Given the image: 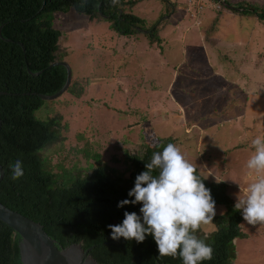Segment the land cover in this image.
Returning <instances> with one entry per match:
<instances>
[{"label":"rangeland","instance_id":"1","mask_svg":"<svg viewBox=\"0 0 264 264\" xmlns=\"http://www.w3.org/2000/svg\"><path fill=\"white\" fill-rule=\"evenodd\" d=\"M224 1L264 7V0H138L128 11L147 28L160 21L159 44L144 33L119 36L72 10L54 14L69 87L80 96L44 101L34 114L61 116L62 141L46 152L53 170L89 174L99 155L126 178L125 151L141 155L171 137L203 178L230 186L236 203L255 179L246 167L251 140L264 135V22ZM223 213L216 205V216ZM215 229L213 222L201 228ZM241 229L233 264H264V225L245 221Z\"/></svg>","mask_w":264,"mask_h":264},{"label":"trees","instance_id":"2","mask_svg":"<svg viewBox=\"0 0 264 264\" xmlns=\"http://www.w3.org/2000/svg\"><path fill=\"white\" fill-rule=\"evenodd\" d=\"M137 2L120 0L113 5L111 0H0V92L5 93L0 96V166L4 173L0 203L39 223L59 249L71 245L91 248L89 254L97 264H183L179 256H159L152 235H146L143 242L123 237L115 240L108 227L122 224L126 211L142 218V204L117 205L125 199L134 200L128 193L136 177L147 171L153 153L175 144V138H159L141 155L125 151L122 162L126 178L123 172L102 164L99 155H93L95 166L90 169L88 165L89 174L70 169L57 173L46 152L62 141L61 116L45 121L34 116L44 104L38 95H54L66 82V69L52 66L64 57L60 56L61 32L54 27V14L72 10L89 21L109 23L119 36L144 33L150 43L159 44L160 21L147 28L144 19L128 11ZM224 5L241 16L264 22V7L246 1L235 6L224 1ZM65 93L80 96L73 85ZM17 159L22 161L24 175L13 180L10 165ZM113 162L118 163L116 158ZM196 175L211 191L215 204L224 208L223 215L212 221L215 231L199 229L195 233L213 248L212 259L200 264H232L236 258L233 242L245 237L242 210H235L229 185L207 180L197 170ZM20 241L18 234L0 222V264H12L13 259L21 258Z\"/></svg>","mask_w":264,"mask_h":264},{"label":"clouds","instance_id":"3","mask_svg":"<svg viewBox=\"0 0 264 264\" xmlns=\"http://www.w3.org/2000/svg\"><path fill=\"white\" fill-rule=\"evenodd\" d=\"M119 2L111 0L113 5ZM251 146L255 151L246 167L248 175L255 179L247 187H240L243 196L239 194L234 208L242 210L247 224L256 226L264 225V135L255 136ZM10 167L13 180L24 175L21 160ZM146 169L136 177L135 186L128 193L134 200L125 199L117 205L123 208L127 204H142V218L136 212L126 211L122 224L108 226L112 238L143 242L146 235H152L159 256H179L183 264L211 260L213 248L195 233L213 221L216 204L211 191L196 175V166L179 147L169 143L162 152L153 153Z\"/></svg>","mask_w":264,"mask_h":264},{"label":"water","instance_id":"4","mask_svg":"<svg viewBox=\"0 0 264 264\" xmlns=\"http://www.w3.org/2000/svg\"><path fill=\"white\" fill-rule=\"evenodd\" d=\"M60 65L66 69V82L62 89L51 96L38 95L43 101L58 99L71 83V71L63 62L54 63L52 66ZM5 93L0 92V96ZM1 127V121H0ZM4 177L0 166V182ZM0 222L10 227L19 235L20 257L13 259L12 264H97L90 256V249L84 250L80 245H71L65 249H59L43 227L33 220L13 211L0 203Z\"/></svg>","mask_w":264,"mask_h":264},{"label":"crops","instance_id":"5","mask_svg":"<svg viewBox=\"0 0 264 264\" xmlns=\"http://www.w3.org/2000/svg\"><path fill=\"white\" fill-rule=\"evenodd\" d=\"M238 241L237 240H234V245H237ZM234 262V261H233ZM233 264V263H232Z\"/></svg>","mask_w":264,"mask_h":264}]
</instances>
